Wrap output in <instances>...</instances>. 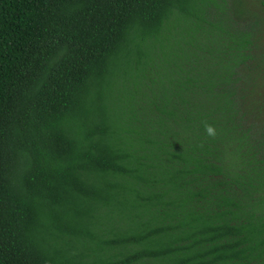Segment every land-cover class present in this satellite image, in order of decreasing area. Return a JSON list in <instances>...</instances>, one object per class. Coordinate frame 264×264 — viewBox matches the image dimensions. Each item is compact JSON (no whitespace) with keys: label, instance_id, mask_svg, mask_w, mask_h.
Here are the masks:
<instances>
[{"label":"trees","instance_id":"trees-1","mask_svg":"<svg viewBox=\"0 0 264 264\" xmlns=\"http://www.w3.org/2000/svg\"><path fill=\"white\" fill-rule=\"evenodd\" d=\"M263 87L228 0H0V264H264Z\"/></svg>","mask_w":264,"mask_h":264},{"label":"rangeland","instance_id":"rangeland-1","mask_svg":"<svg viewBox=\"0 0 264 264\" xmlns=\"http://www.w3.org/2000/svg\"><path fill=\"white\" fill-rule=\"evenodd\" d=\"M260 1L264 3V0H228V3L240 19L258 23L259 36L264 43V6L260 4ZM262 92L264 93V87Z\"/></svg>","mask_w":264,"mask_h":264},{"label":"clouds","instance_id":"clouds-1","mask_svg":"<svg viewBox=\"0 0 264 264\" xmlns=\"http://www.w3.org/2000/svg\"><path fill=\"white\" fill-rule=\"evenodd\" d=\"M206 131L208 132V134H212V129L209 127V128H206Z\"/></svg>","mask_w":264,"mask_h":264}]
</instances>
